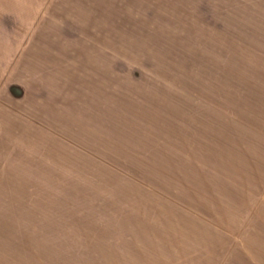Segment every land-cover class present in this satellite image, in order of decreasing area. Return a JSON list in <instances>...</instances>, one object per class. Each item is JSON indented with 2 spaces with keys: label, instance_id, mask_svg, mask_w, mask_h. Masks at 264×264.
<instances>
[{
  "label": "rangeland",
  "instance_id": "rangeland-1",
  "mask_svg": "<svg viewBox=\"0 0 264 264\" xmlns=\"http://www.w3.org/2000/svg\"><path fill=\"white\" fill-rule=\"evenodd\" d=\"M0 264H264V0H0Z\"/></svg>",
  "mask_w": 264,
  "mask_h": 264
}]
</instances>
